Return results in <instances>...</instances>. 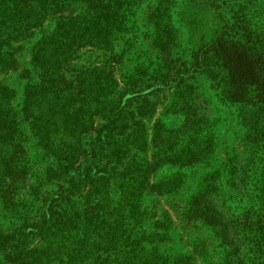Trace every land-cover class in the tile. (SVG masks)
<instances>
[{
    "label": "trees",
    "instance_id": "obj_1",
    "mask_svg": "<svg viewBox=\"0 0 264 264\" xmlns=\"http://www.w3.org/2000/svg\"><path fill=\"white\" fill-rule=\"evenodd\" d=\"M145 1L0 0V74L15 67L14 42L46 20L55 21L32 50L38 81L25 86L17 114L13 93L0 85L1 206L22 217L23 208L41 203L36 220L11 219L0 229V264H168L146 248L154 235L138 233L147 217L140 197L147 188L171 194L180 184L175 175L147 187L159 166L185 167L208 158L204 149L176 150L190 126L212 114L182 85L202 74L216 82L221 101L234 109L237 132L228 177L243 206L235 211L216 185H208L190 197L185 217L213 230L228 250L224 264H264V0H185L181 5L190 9L186 23L192 34L209 20L216 26L192 51L187 68L171 61L178 66L171 83L185 87L177 101L184 122L180 130L155 123L149 160L137 156L147 149L144 121L152 111L144 93L163 86L165 75L139 90L134 85L147 75L145 69L124 75L120 88L112 70L121 62L113 42L130 31L134 9ZM146 19L150 45L167 62L175 43L167 0H155ZM84 48L103 51L104 61L73 68ZM19 116L44 161L39 173L27 158ZM189 138L184 145L192 142ZM45 187L51 188L43 193ZM23 192L27 202L19 200ZM73 198L80 202L74 204ZM31 238L42 244L31 246ZM170 264L192 263L180 257Z\"/></svg>",
    "mask_w": 264,
    "mask_h": 264
},
{
    "label": "rangeland",
    "instance_id": "obj_2",
    "mask_svg": "<svg viewBox=\"0 0 264 264\" xmlns=\"http://www.w3.org/2000/svg\"><path fill=\"white\" fill-rule=\"evenodd\" d=\"M184 1L167 0L170 23L175 31L174 47L168 52L169 54L167 53V62L165 56L162 58L150 45L151 27L147 22L146 15L155 0H147L134 9L130 31L113 42L112 52L115 55H121V62L112 64V70L120 88L124 75L145 69L147 75L143 76L140 83L134 85L139 90L152 87L158 81L157 79L165 75L163 86L150 88L144 93L152 111L150 118L144 121L147 149L137 156H143L146 160H149L154 152L150 140L156 122L166 129L180 130L184 121L177 110V101L185 90L193 95L195 103L209 105L211 116L191 125L184 140L176 147V150L180 148L184 150L186 148L189 150L204 149L208 152V158L203 162L185 167L165 164L159 166L149 175L147 187L175 175L181 182L174 187L171 194H154L149 192L148 188L142 192L140 207L147 211V217L140 223L138 233H142L144 236L154 235L151 238L152 244L147 245L146 248H151L156 254L164 257L168 264L180 257H189L192 264H224L228 252L227 247L219 242L210 227L198 221L186 219L185 209L190 197L208 185H216L214 188L226 200L230 208L236 211L243 206V202L229 185L228 177L231 158L234 156L232 138L237 132V128L234 109L221 101L216 82L210 80L205 74L194 76L183 82L182 85H188V89L185 87L177 89L171 83L173 77L176 76L174 67H178L177 64L171 65V61L177 60L178 64L180 61L183 63V67L187 68L191 62L192 51L211 38L212 30L216 26L209 20L204 30H197V34L189 32L186 18L190 9L188 8L189 11L181 10ZM200 17L197 16L196 19L200 20ZM54 23V19L50 18L39 28L14 42L15 67L7 73L0 74V85L13 93L11 106L16 114L21 106L25 86L38 81L37 73L30 61L32 50L43 36L52 31ZM103 61V51L84 48L75 55L73 68L100 65ZM133 76L139 77V74L133 73ZM140 98L137 99L140 100ZM18 120L19 127L26 139L24 146L27 158L32 170L39 173L44 166V161H40L28 126L20 116ZM235 130L236 132H234ZM188 137L192 142L184 145ZM49 188L51 187L42 188V192L49 191ZM111 190L114 195L113 183ZM27 199L26 193H21L19 200L27 202ZM72 201H75L74 204L80 202L78 198H73ZM40 205V202H36L31 208L25 207L27 210L22 209V217H16L6 213L0 202V229L6 227L11 219L18 222L24 219L36 220ZM41 244L38 239L31 238V246L37 247Z\"/></svg>",
    "mask_w": 264,
    "mask_h": 264
}]
</instances>
